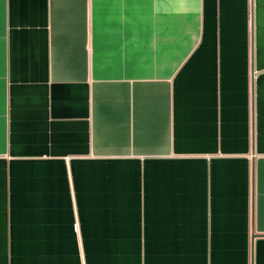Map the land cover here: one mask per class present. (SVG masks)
<instances>
[{
	"label": "crops",
	"instance_id": "obj_1",
	"mask_svg": "<svg viewBox=\"0 0 264 264\" xmlns=\"http://www.w3.org/2000/svg\"><path fill=\"white\" fill-rule=\"evenodd\" d=\"M0 264H264V0H0Z\"/></svg>",
	"mask_w": 264,
	"mask_h": 264
}]
</instances>
